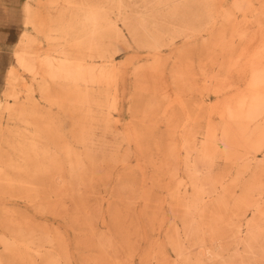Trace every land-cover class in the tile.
<instances>
[{"label":"rangeland","instance_id":"374dc122","mask_svg":"<svg viewBox=\"0 0 264 264\" xmlns=\"http://www.w3.org/2000/svg\"><path fill=\"white\" fill-rule=\"evenodd\" d=\"M25 1L20 0L18 4L15 0H0V22H9L0 25V101H5L11 89L9 68L15 66L14 55L24 30L21 9ZM144 1L126 0L131 20L137 11L149 13ZM235 1L216 0L207 31L188 40L176 38L172 47L162 48L159 74L137 70L138 66L152 64L150 52L138 46L132 32L119 21L125 45L131 47L120 52L111 48L119 68V113H109L102 98L100 107H95L97 119L110 118L112 128L107 140L116 148L111 144L93 150L94 164L87 162L82 175L75 179L69 176L67 165L61 177L38 173L43 167L37 165L13 169L7 164L28 162L21 154L23 137L15 144L19 148L3 142L0 178L8 180H0V235L20 226H26L28 232L34 230L36 235L40 230L51 232L63 241L49 247L50 252L68 258L62 264H187L177 255L179 244H185L186 252L197 260L196 264H264L262 255H252L244 246L246 226L249 222L259 223V216L254 210L239 208L237 204L247 195L261 170L257 165L252 170L244 165L252 136L237 130L226 119V113L209 112L218 102L230 100L231 105L235 104V97L246 90L247 84L241 76L233 74L230 83L236 84L237 91L219 94L212 83L204 81L206 76H217L218 84H223L231 57L243 53L253 42L250 50L258 47L254 44L259 38L254 39L264 32L262 14L252 27L245 24L241 14H235V22L243 27L247 39L232 36L230 26L223 39L227 53L222 55L215 43L220 41L218 36L225 27L223 17L234 12ZM49 3L43 0V13ZM255 3L263 13V1ZM197 9V5L191 8L192 12ZM165 10L161 9L156 17L159 22L182 24L191 17L187 12L172 19ZM161 26L163 31L168 30ZM38 36L43 50L51 48L42 35ZM18 73L21 79L16 88L24 91L30 78L22 70L18 69ZM36 108L39 127L27 131L28 136L45 142L56 139L61 131V144L64 142L73 148L75 115L80 119L84 112L74 107L70 112L72 117H67V113L44 101L37 103ZM0 120L5 126V137L12 130L25 131L7 115L0 113ZM100 127L97 138H101L103 123ZM209 128L210 135L218 140L219 153L212 177L225 181L228 198L222 204L217 200L218 195L209 196L208 207L199 209L195 215L200 231L189 237L185 225L191 217L186 213L183 193L178 187L179 176L186 173L187 155L182 145L188 138L198 147L202 133ZM224 131L231 133L230 144L219 141ZM225 146L234 154L229 161L224 158ZM77 151L85 157L89 152L81 146ZM33 152L29 153L30 158ZM243 171L245 174L234 183L237 174ZM44 179L47 181L43 182ZM252 200L264 202L257 197ZM27 255L28 261L9 264H34V260L35 264H44L33 250Z\"/></svg>","mask_w":264,"mask_h":264},{"label":"bare ground","instance_id":"6f19581e","mask_svg":"<svg viewBox=\"0 0 264 264\" xmlns=\"http://www.w3.org/2000/svg\"><path fill=\"white\" fill-rule=\"evenodd\" d=\"M15 1L20 3V0ZM255 1L261 2L236 0L233 5L234 12H228L223 17L225 27L218 36L220 41L215 43L223 56L227 53L223 39L230 26L233 28L232 36L247 39L243 27L235 22V14H241L245 24L251 25L250 27L259 22L256 18L261 14L264 17V12L255 7ZM262 1L264 3V0ZM49 2L46 13H43V0H26L21 9L24 13L22 21L24 30L20 36L19 49L14 55L15 66L9 68L11 89L6 93L5 101H0V113L23 126L25 131L12 130L8 133L10 135L5 137V126L0 120V158L3 142L18 147L15 144L20 143L23 137L21 154L28 162H11L7 165L13 169H23L31 165L42 166L38 173L59 177L63 174L64 165H67L69 176L79 179L87 162L94 164L93 150L112 144L107 140V135L111 133V120L109 117L104 120L97 119L95 107H100L99 100L102 98L109 113H119V68L111 48H114L115 52H120L131 47L125 45L118 22L121 21L132 32L138 46L150 52L149 59H152V64L138 66L140 69L137 70L159 74L161 72L159 53L162 48L172 47L176 38L188 40L207 31V25L214 16L213 6L216 0H145V10H150L149 13L137 11L134 20H131L132 16L127 13L126 0H49ZM194 5H197L198 9L192 12L191 8ZM161 9H167L164 12L167 11L172 19H177L180 15L185 16L187 12L191 17L184 19L182 24L159 22L156 17L161 13ZM149 16L151 18H148ZM15 22L21 25L19 20ZM7 23L9 22H0V25ZM160 25L166 26L168 30L163 31ZM32 31H35L36 35L32 34ZM38 35H42L51 48L43 50ZM256 39L258 42L254 45L258 47L250 50L253 42L243 53L231 57L233 60L229 67L225 68L223 84H218L217 76H206L204 81L212 83L219 94L237 91L236 84L230 83L233 74L241 76L247 84L246 90L235 97V104L231 105L230 100L218 102L209 109V112L212 115L226 113V119L232 121L237 130L252 136V145L249 146L245 156L247 162L244 165L250 170L253 165H257L261 170L260 174L254 177L247 195L238 200L237 204L239 208L245 206L258 214L259 223L249 222L246 226L247 238L244 246L250 254L259 253L264 258V202L252 200V197L264 199V32H260L254 40ZM18 69L30 78V83H25L24 91L16 88L21 79ZM40 101L48 103L50 107H57L67 113V117H72L70 112L74 107H79L84 112L80 119L75 115L76 138L73 148L64 142L61 144L63 141L61 131L56 139L49 138L45 142L28 136L30 133L27 131L39 127L36 120V104ZM101 123H103L101 138H97V130L101 129ZM231 138V133L224 131L219 141L227 145L230 144L228 141ZM217 141L210 135V128L202 133L198 147H195L188 138L183 140L182 146L187 155L186 173L179 176L178 187L179 192L183 193L186 213L191 217L190 223L185 225L189 237L200 231L195 215L199 209L208 207L206 199L218 195V202L224 204L228 198V187L223 183L225 181H217L212 177V168L219 157ZM78 146L89 150L86 157L78 153ZM111 146L116 148L115 144ZM225 148L224 158L229 161L234 154L229 146ZM31 150L34 151L32 158L29 156ZM259 156L262 159H259ZM244 174L245 171L238 173L233 180L234 183ZM7 231L8 233L0 235V264L28 261L27 252L32 250L44 264H62L68 261L65 255L49 251V247L63 242L59 236L51 232L40 230L36 235L34 230L28 232L26 226ZM198 245L192 244L195 247ZM185 247V244L177 246L178 257L187 264H194L197 260H193Z\"/></svg>","mask_w":264,"mask_h":264}]
</instances>
